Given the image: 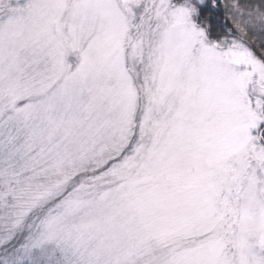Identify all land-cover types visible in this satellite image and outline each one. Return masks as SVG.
Returning <instances> with one entry per match:
<instances>
[{
	"label": "snow or ice",
	"instance_id": "snow-or-ice-1",
	"mask_svg": "<svg viewBox=\"0 0 264 264\" xmlns=\"http://www.w3.org/2000/svg\"><path fill=\"white\" fill-rule=\"evenodd\" d=\"M0 264H264V0H0Z\"/></svg>",
	"mask_w": 264,
	"mask_h": 264
}]
</instances>
